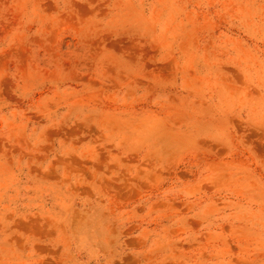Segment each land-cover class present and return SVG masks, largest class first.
<instances>
[{
  "label": "rangeland",
  "instance_id": "374dc122",
  "mask_svg": "<svg viewBox=\"0 0 264 264\" xmlns=\"http://www.w3.org/2000/svg\"><path fill=\"white\" fill-rule=\"evenodd\" d=\"M0 264H264V0H0Z\"/></svg>",
  "mask_w": 264,
  "mask_h": 264
}]
</instances>
